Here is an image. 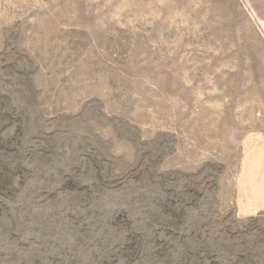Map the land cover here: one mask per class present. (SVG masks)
<instances>
[{"label":"rangeland","instance_id":"rangeland-1","mask_svg":"<svg viewBox=\"0 0 264 264\" xmlns=\"http://www.w3.org/2000/svg\"><path fill=\"white\" fill-rule=\"evenodd\" d=\"M261 130L264 0H0V264H264Z\"/></svg>","mask_w":264,"mask_h":264},{"label":"crops","instance_id":"crops-1","mask_svg":"<svg viewBox=\"0 0 264 264\" xmlns=\"http://www.w3.org/2000/svg\"><path fill=\"white\" fill-rule=\"evenodd\" d=\"M235 190L264 214V130L249 132L243 139Z\"/></svg>","mask_w":264,"mask_h":264},{"label":"bare ground","instance_id":"bare-ground-1","mask_svg":"<svg viewBox=\"0 0 264 264\" xmlns=\"http://www.w3.org/2000/svg\"><path fill=\"white\" fill-rule=\"evenodd\" d=\"M235 204L237 212L241 217L249 218L259 214L236 190Z\"/></svg>","mask_w":264,"mask_h":264}]
</instances>
